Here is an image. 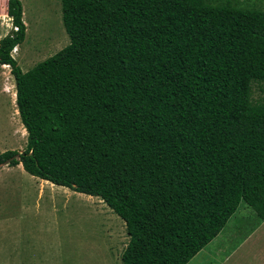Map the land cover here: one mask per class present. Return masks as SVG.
<instances>
[{"label": "trees", "instance_id": "trees-1", "mask_svg": "<svg viewBox=\"0 0 264 264\" xmlns=\"http://www.w3.org/2000/svg\"><path fill=\"white\" fill-rule=\"evenodd\" d=\"M68 37L22 71L0 37L23 149L0 166L99 197L127 235L121 264H185L239 204L264 222V7L230 0H60Z\"/></svg>", "mask_w": 264, "mask_h": 264}, {"label": "rangeland", "instance_id": "rangeland-1", "mask_svg": "<svg viewBox=\"0 0 264 264\" xmlns=\"http://www.w3.org/2000/svg\"><path fill=\"white\" fill-rule=\"evenodd\" d=\"M19 1L21 8H23L24 18L22 16V19H24L25 23V34L22 42L15 46V51H11V55L20 69L25 71L36 62L41 61L66 45L68 37L61 23L60 0ZM211 1L212 3L217 2V0ZM230 1L236 6L243 8L260 9L264 7V0ZM11 30H13V26L10 18L0 11V37ZM2 78L4 83H2ZM12 81L9 67L6 65L0 66V86L5 90L7 89L6 94L8 96L6 99L0 93V152L4 150H17L20 152L25 145V130L20 123L15 103L13 102V94H11L14 87ZM250 100L253 103L264 104V81L251 82ZM20 166H12L11 168H16L14 170L9 165L0 166V180L10 178L7 185L4 186V188L9 190L10 194L0 195V203H4L2 212H53L49 206L51 199L54 198L60 203L65 201L62 195H55L54 197L45 195L37 203L38 210L34 211V205L32 204L34 200L31 192V186L33 185L29 184V181H25L30 175L24 171L22 173L23 169H19ZM9 170L11 171L9 172ZM83 195L85 197L80 195V200L74 201L69 198L65 201L70 210V207L73 206L72 210L68 211L74 214L72 227L68 224L64 225L63 216L59 217L57 229L53 227L55 217L48 216L46 220L51 222L49 224L51 228L48 230L46 222L44 226H42L44 222H40L42 225L38 224L39 221L37 219L40 214H27L25 216L32 222V225L39 227L35 230L36 232L34 231L30 234L36 237L31 239L35 251L43 254V246L48 245L47 252L50 255H56V259L59 260L56 262L58 264H69L72 258L75 259L73 264H120L119 254L125 246L127 238L124 237V234L120 235L119 240L115 236L114 239L118 240L116 244L113 239H109L112 238V235L108 236V231L104 235L105 226L102 218H100L101 216L91 215L90 220L89 218L81 217V212H109L107 206L99 198L93 199V201L89 200L88 203V197H86V194ZM241 204L244 203L241 202ZM247 207V210L251 212V207ZM74 212H80V215ZM246 220L245 214L238 209L230 215L228 221L221 229L220 235L214 239L211 245L214 250L219 249L215 258L223 255L230 245L240 239L249 225ZM46 231L48 232L46 233ZM5 234L9 237V232L6 229ZM24 242L27 243L26 239ZM0 243L6 242L0 239ZM59 243H61V248L57 247ZM14 247H17L15 252L23 249L21 245H15ZM117 247L118 249L116 250ZM40 257L44 258L43 255H40ZM5 263V260L0 256V264ZM201 264H213V262L209 263L204 258Z\"/></svg>", "mask_w": 264, "mask_h": 264}, {"label": "crops", "instance_id": "crops-1", "mask_svg": "<svg viewBox=\"0 0 264 264\" xmlns=\"http://www.w3.org/2000/svg\"><path fill=\"white\" fill-rule=\"evenodd\" d=\"M0 4H2L0 6V11L3 12L4 14L5 0L3 2L2 0H0ZM23 18H24V14H23ZM0 66H5V64H0ZM12 82L14 86V81ZM2 83H4L3 78H2ZM14 92L15 89L13 87V91L11 94H13V102L15 103ZM0 93L7 99L8 97L6 94L7 89L5 90L2 86H0ZM19 166L20 164L13 165V167H19ZM11 167L12 166H10V168ZM11 169L14 170L16 168H11ZM19 169H21V166ZM10 171L11 170H9V172ZM23 171L24 170H22V173ZM9 179L10 178L0 180V188L2 189L0 191V195L10 194L9 190L4 188V186L7 185V183L9 182ZM25 181H29V184L33 185L31 186V192L33 194V200H34L32 203L34 205V211L38 210L37 203L45 195L48 196L52 195L53 197L55 195H62V198H64L65 201L66 199L69 198H72V200L74 201L80 200L81 198L80 195L85 197L83 195L85 193L78 194L81 192H76L68 189L65 186L53 184L47 180L41 179L36 176L30 175L27 179H25ZM86 197H88L87 198L88 203L89 200L93 201V199L99 198L97 196H92L88 194H86ZM99 200L102 201L100 198ZM65 201L60 203L59 201H56L54 198L51 199L49 201L50 204L49 206L51 210H53V212H2L4 203H0V239L3 242H6V243H0V256L2 257V259L5 260L6 262L5 264H58L56 262L59 260L56 259V255H50L47 252L49 248L48 245L43 246V254H39L35 251V247L32 244L31 239H34L36 237L31 236L30 234L33 233L35 230H37L39 227L32 225V222L29 219H27V217L25 216L27 214H36V213L40 214V217H38L37 219V221H39L38 224L42 225V223L40 222H44V224L42 225L44 226L46 222L47 230L51 228L49 227V224L51 222L49 220H46L48 216L55 217V221L53 223V227L55 229H57L59 225V217L63 216L62 221L64 225L68 224L69 226L72 227L74 214L68 211H71L73 206L70 207L71 208L70 210L68 208V204ZM107 208L109 212H81V217H85L86 219L89 218L90 220L91 215L101 216L100 218H102V222L105 226V231L103 232L104 235L106 231H108L107 232L108 236L112 235V238L109 239H113L117 244V241L120 239L121 234H124L125 235L124 237L127 238V235L125 234V230H124V224L119 216H117L113 212H110L111 209L108 206ZM247 208L248 207L245 206L244 204H239L237 206V209L241 210L245 214L247 218L246 223H249L248 228L246 229L244 234L241 235L240 239L236 243L228 247V249L223 255H221L218 258H215V256H217L216 253L219 249L214 250L213 246H211L214 239L220 235V231H219L214 238H212L207 244H205V246L201 248L197 253H195L185 264H201L204 258H206V261L209 263L212 261L213 264H264V222L260 221L257 218L256 214L252 212L253 210H250L251 212H249ZM74 213L80 215V212H74ZM22 219H23V223H22ZM5 229L9 232V237L5 234ZM47 232L48 231H46V233ZM115 236L116 238L118 237V240L114 239ZM25 239L27 243L24 242ZM60 244L61 243H59V246L57 245V247L61 248ZM15 245L16 246L21 245V248L23 249L15 252V249L17 250V247H14ZM117 249L118 247L116 248V250ZM40 255H43L44 258H41ZM74 261L75 259L72 258L69 264H73ZM119 262L121 264V261Z\"/></svg>", "mask_w": 264, "mask_h": 264}, {"label": "bare ground", "instance_id": "bare-ground-1", "mask_svg": "<svg viewBox=\"0 0 264 264\" xmlns=\"http://www.w3.org/2000/svg\"><path fill=\"white\" fill-rule=\"evenodd\" d=\"M12 50L15 51V47Z\"/></svg>", "mask_w": 264, "mask_h": 264}, {"label": "built area", "instance_id": "built-area-1", "mask_svg": "<svg viewBox=\"0 0 264 264\" xmlns=\"http://www.w3.org/2000/svg\"><path fill=\"white\" fill-rule=\"evenodd\" d=\"M13 29H15V27H13Z\"/></svg>", "mask_w": 264, "mask_h": 264}]
</instances>
